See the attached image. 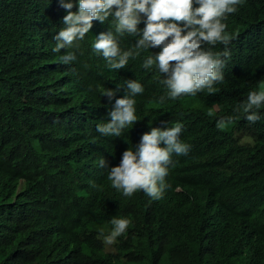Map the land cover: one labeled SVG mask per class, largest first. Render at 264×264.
Returning a JSON list of instances; mask_svg holds the SVG:
<instances>
[{
  "label": "trees",
  "instance_id": "obj_1",
  "mask_svg": "<svg viewBox=\"0 0 264 264\" xmlns=\"http://www.w3.org/2000/svg\"><path fill=\"white\" fill-rule=\"evenodd\" d=\"M64 15L59 0H0V264H264V107L255 124L235 112L264 82V0H244L224 21L234 38L215 94L164 104L163 76L142 68L159 49L119 70L93 53L111 17L92 22L76 61L60 63L71 50L52 51ZM135 39L122 38L121 49ZM125 80L144 88L134 97L140 120L120 137L102 136L96 125L126 94ZM117 85L112 101L100 95ZM222 116L236 118L221 130ZM177 122L190 150L173 155L161 199L110 186L100 157L118 166L152 127ZM113 217L130 224L108 252L101 233Z\"/></svg>",
  "mask_w": 264,
  "mask_h": 264
},
{
  "label": "clouds",
  "instance_id": "obj_2",
  "mask_svg": "<svg viewBox=\"0 0 264 264\" xmlns=\"http://www.w3.org/2000/svg\"><path fill=\"white\" fill-rule=\"evenodd\" d=\"M244 0H59V5L66 12L62 18L63 27L53 36L55 46L52 51L65 54L59 57L60 63L68 65L76 61V50L80 41L93 27V21L101 24L109 21L111 27L95 37L91 48L94 54L102 56L111 70L126 68L130 59H135L142 52L159 49L148 55L142 68L157 69L163 78L159 83L166 90L158 97V103L177 100L182 96L195 97L207 90L215 94L214 85L223 82L226 61L231 53L227 46L234 38L227 29L230 14L238 10ZM143 22L144 27L138 25ZM125 36L135 37V43L127 50H122L120 41ZM217 44L224 45L223 51H213ZM208 45L210 47H205ZM126 94L116 98L108 113L107 122L96 125V131L105 137H120L123 130L131 128L138 120L136 115V97L144 92L141 83L125 80ZM103 88L100 95L109 101L119 89ZM264 107V82L255 90L249 91L244 101L240 102L235 112H242V118L249 124L261 119L259 110ZM236 117L222 116L216 120L218 129H224ZM183 125L177 122L172 127H152L142 135L138 144L122 153L118 166L109 167L102 156L98 167L109 169L107 179L110 186L130 198L142 191L154 200L163 197L171 187L166 182L170 166H174L173 155H187L190 145L180 140ZM163 145V146H161ZM112 228L103 237L104 243L113 245L128 229L130 220L115 218L110 220Z\"/></svg>",
  "mask_w": 264,
  "mask_h": 264
},
{
  "label": "rangeland",
  "instance_id": "obj_3",
  "mask_svg": "<svg viewBox=\"0 0 264 264\" xmlns=\"http://www.w3.org/2000/svg\"><path fill=\"white\" fill-rule=\"evenodd\" d=\"M192 105H193V107H200L201 105L199 104V103H195V102H192L191 103ZM183 105H190V103L188 102V101H186L185 103H183ZM105 245H106V251H108V252H111V251H113L114 249H113V245H107L106 243H105Z\"/></svg>",
  "mask_w": 264,
  "mask_h": 264
}]
</instances>
